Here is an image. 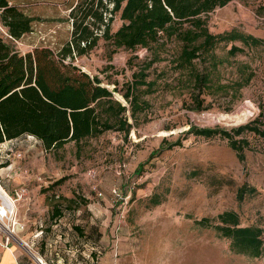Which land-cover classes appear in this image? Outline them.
Wrapping results in <instances>:
<instances>
[{
	"label": "rangeland",
	"instance_id": "obj_1",
	"mask_svg": "<svg viewBox=\"0 0 264 264\" xmlns=\"http://www.w3.org/2000/svg\"><path fill=\"white\" fill-rule=\"evenodd\" d=\"M8 1L33 19L31 31L18 40L11 39L0 22V36L21 54L36 47L57 52L69 39V11L77 0ZM120 23L116 17L113 29ZM207 27L212 33L235 28L264 39V0H231L216 7L207 14ZM232 43L221 42L214 49L224 61L212 70L213 86L200 92L188 81V72L175 70L171 63L177 44L160 48L159 61L148 70V79L157 78L156 90L143 96L149 106L126 138L122 132L106 131L82 143L76 155L74 142L45 152L31 136L18 137L15 145L25 153L21 164L31 170L32 179L12 175L7 168L0 175L8 192L21 180L27 186L28 196L17 205L26 224L19 234L50 230L54 224L71 229L76 225L78 237L96 242L102 253L99 264H264L263 257L232 252L228 239L198 222L233 210L241 224L264 226V139L245 132L249 147L239 160L227 138L185 133L192 124L231 131L264 110V45L229 55ZM108 49L100 40L87 54L65 62L97 75L110 90L116 87L114 98L126 104L121 89L149 59V52L119 48L110 56ZM208 63L197 61L196 66L203 71ZM240 63H247L254 75L236 90L233 81L248 72ZM196 95L199 111L194 108ZM163 138H179L181 144L159 152L165 147ZM57 180L61 182L50 187ZM243 183L257 192L239 201L236 193ZM153 195L160 203H151ZM65 198L75 200L70 208ZM54 203L62 208L60 222L50 219Z\"/></svg>",
	"mask_w": 264,
	"mask_h": 264
},
{
	"label": "trees",
	"instance_id": "obj_2",
	"mask_svg": "<svg viewBox=\"0 0 264 264\" xmlns=\"http://www.w3.org/2000/svg\"><path fill=\"white\" fill-rule=\"evenodd\" d=\"M229 1L77 0L69 11L72 20L70 37L57 52L36 47L21 54L0 36V143L27 134L34 136L45 152L74 142L76 155H80L82 143L106 131L122 132L126 138L137 123L139 113L149 106L143 96L156 90L157 78L148 79V70L159 61V49L170 42L177 44L171 56L174 69L188 72V81L199 92L212 87V70L224 61L214 50L219 43H241L239 46L232 43L227 51L229 55L244 51V47L264 45L263 38L235 28L222 33L209 31L207 14ZM116 17L121 23L113 29ZM32 20L17 5L0 0V22L11 39L18 40L31 31ZM100 40L110 48V56L119 48L142 47L149 52V59L132 72L131 79L121 89L126 104L114 98L116 87L110 90L102 85L97 75H89L71 62H65L67 57L87 54ZM205 60L209 62L208 67L199 70L197 61ZM240 64L248 72L242 79L233 81L236 90L254 75L247 63ZM242 72L245 70L240 69ZM220 86L225 89L228 85ZM194 97L197 104L194 108L199 111L201 100L197 95ZM263 126L264 110L231 131L192 124L185 133L204 138L218 134L227 138L238 159L243 160L249 141L242 135L251 132L264 139ZM162 143L165 147H159V152L180 145L181 141L163 138ZM60 182L57 180L50 187ZM256 192L255 187L243 183L237 189L236 197L242 201ZM150 200L154 205L160 203L156 195ZM65 201L70 208L75 200L65 198ZM61 212L59 203H54L50 219H58ZM198 222L214 228L228 239L232 252L264 259V226L241 224L239 214L233 210L220 212L213 218L203 217ZM75 228L80 230L76 225Z\"/></svg>",
	"mask_w": 264,
	"mask_h": 264
},
{
	"label": "crops",
	"instance_id": "obj_3",
	"mask_svg": "<svg viewBox=\"0 0 264 264\" xmlns=\"http://www.w3.org/2000/svg\"><path fill=\"white\" fill-rule=\"evenodd\" d=\"M18 237L22 242H6L0 235V264H99L96 242L78 237L75 226L54 224L50 230L34 229Z\"/></svg>",
	"mask_w": 264,
	"mask_h": 264
},
{
	"label": "built area",
	"instance_id": "obj_4",
	"mask_svg": "<svg viewBox=\"0 0 264 264\" xmlns=\"http://www.w3.org/2000/svg\"><path fill=\"white\" fill-rule=\"evenodd\" d=\"M27 136H31V138L39 143L34 136ZM18 139L19 138H14L5 140L7 142L3 141L0 143V171L7 168L12 172V175L14 173L22 179H32L33 174L31 170L27 166L21 164L25 158V153L15 145V141ZM3 164L6 165L4 166ZM20 182L21 183L15 187L13 193L10 191L8 192L1 183L0 175V235L4 237L6 242L12 240L22 242V240L18 237V234L26 228V224L17 212V205L18 202L28 196V190L25 183H23L22 180ZM113 192L117 195L116 191L113 190ZM100 253L101 251L97 248L96 259H98Z\"/></svg>",
	"mask_w": 264,
	"mask_h": 264
}]
</instances>
